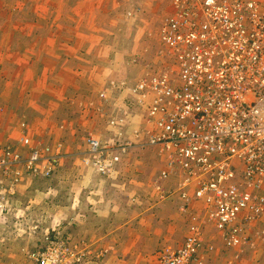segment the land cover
<instances>
[{"label":"built area","instance_id":"obj_1","mask_svg":"<svg viewBox=\"0 0 264 264\" xmlns=\"http://www.w3.org/2000/svg\"><path fill=\"white\" fill-rule=\"evenodd\" d=\"M159 1L157 61L121 91L130 99L105 122L115 132L84 137L83 162L112 179L133 151L153 154L160 167L150 186L158 201L177 194L187 226L181 245L161 248L158 264H203L207 228L225 248L240 250L264 223V0ZM98 96L107 100L105 91ZM128 104L142 112L131 113ZM131 115L138 121L129 122ZM17 129L15 139L0 138L2 218L21 190L49 180L64 157L61 142L32 140L24 122ZM41 243L28 254L31 264L92 257L89 245L68 237L46 233Z\"/></svg>","mask_w":264,"mask_h":264},{"label":"rangeland","instance_id":"obj_2","mask_svg":"<svg viewBox=\"0 0 264 264\" xmlns=\"http://www.w3.org/2000/svg\"><path fill=\"white\" fill-rule=\"evenodd\" d=\"M103 2L97 4V7L91 3L93 10L100 12L92 11L91 13V10L87 11L78 2L8 0L11 15L19 12L20 5L24 6L23 13L20 10L19 15L25 14L24 27L30 26L32 29L25 41L41 43L42 62L39 61V65L45 63L40 66L45 70L43 87H47L48 90L58 84L56 86L60 90H56L57 88L55 90L65 102L64 108L60 110L61 116H56L54 123H62L69 119L74 129L71 125L73 133L70 136L73 139H70L71 142L68 144L61 139L63 132L55 134L49 126L46 134L31 133V114L25 112V109H32L31 105L23 108L19 103L21 97L18 96L20 90H23L20 94L22 95L28 94L30 89L21 87L19 81H16V85L15 82L12 86L9 84L13 98L9 99L7 110L4 105L0 104V135L5 137L9 128L15 131L18 125L24 122L27 134H30L32 140L40 143H62L64 157L59 163L63 161L64 163L60 168H56L49 180H35L21 190L13 210L4 218L0 217V236L5 238L4 246L10 255L7 264H31L28 254L42 244V237L46 233L58 235L61 239L68 237L72 243L84 242L89 245L92 257L81 264L113 263L114 254L110 248L113 244L107 240H105L106 243L102 242L103 227L98 228L97 225H93L90 231H93V234L87 236L85 241L81 236L86 226L84 228L81 223L75 226L74 231L67 226L71 220L70 215L75 214L81 219L83 214L91 212L92 215L100 217L98 215L101 210L96 206L89 211V207L93 204L112 205L113 208L120 209L119 203H123L126 209L118 210L120 211L118 220L120 219L122 223L120 228L125 231L136 230L140 235L146 236L147 234L146 224L148 223H145V220L142 223V216L139 214L144 212L141 209L148 205V201H145L147 194L145 191H139L132 196V199H129L123 186H126L125 184H128L127 181L131 178L134 181L138 180V185L141 183L138 187H143L148 175L156 173L157 168L160 167L154 155L135 150L123 159L120 167L121 175L124 173L123 177L119 175L112 179L100 178L91 167L83 162L82 141L88 134L108 138L115 132L111 128L108 129L105 122L108 116L119 115V107L126 104L123 103L124 101L130 99L126 92L121 91L132 86L145 67L155 65L157 61L156 32L162 21L160 11L163 2L159 0H107V3ZM132 67L139 69L135 76L134 72H131ZM109 77L116 78L121 83L117 82L119 83L117 85L109 83L110 86L104 88L107 100L100 101L96 94L98 86ZM47 94L49 95L50 92L48 91ZM118 96L121 97V101L122 99L124 101L118 103L116 100ZM48 98L41 102H48ZM30 101L32 102V99ZM128 105L131 110L133 109L131 113L135 115L140 113V109ZM6 111L11 120L4 122L1 117ZM132 121H138V118L129 117V122ZM135 175L143 177L138 178ZM152 202L156 203V200ZM136 207L139 209L136 214L138 218L135 215V220L131 222L132 226H129L125 220L130 217L128 209ZM160 210L162 212V209ZM159 217L164 222V216L159 214ZM95 219L92 220L93 224H95ZM181 226L179 228L183 230ZM52 228L56 229L55 232H52ZM258 228L260 230L262 228L261 231L264 232V226ZM107 230L113 229L109 226ZM207 230L206 233L212 237L215 235L210 229ZM255 238L256 236L252 238V241ZM220 244L223 246L221 242ZM104 245L108 247L106 257L97 262L98 260L94 257L100 250L106 248ZM147 245L146 243L145 247H142V250L146 249L144 253L149 250ZM242 251L243 248L239 252ZM155 253L148 252L152 259L148 260L150 263L147 262V264H158L156 257L154 258Z\"/></svg>","mask_w":264,"mask_h":264},{"label":"crops","instance_id":"obj_3","mask_svg":"<svg viewBox=\"0 0 264 264\" xmlns=\"http://www.w3.org/2000/svg\"><path fill=\"white\" fill-rule=\"evenodd\" d=\"M68 1L78 2L82 4L83 8L87 9V11L91 10V13H100L93 10V6H90L91 3H93L96 7L97 4L102 3L103 1V3H107V0H64V2ZM8 4V0H0V104L4 105L6 110L9 109L7 106L9 105V99L13 98L11 95L12 90L9 88V84L12 86V83L15 82L16 85V81H19L21 87H23L24 89H30L28 94L26 93L20 95L23 90H20L19 93H17L18 96L21 97L19 103L22 104L23 108L30 107L31 105V110L25 109V112L27 114L28 112L31 114V133L34 132L38 135L43 132L44 134H46L47 127L49 126L51 127L50 129L55 132V134L63 132L64 138L62 137L61 139H64L66 141V144H68L73 139H71L72 136H70L73 133V124L69 119L62 121V123H54V119L56 118V116H61L60 110L61 108H64L65 102L63 98L60 97L59 92L56 91L60 90L58 86H56L58 84H56L53 88H48V90L47 87H43V83L45 81V79H43L45 70H43L40 66H42L43 64L45 65V63H41V65H39V61L42 62V57L40 56L41 43H27V41H25L27 34L32 29H30V26L24 27L25 14L19 15L20 10L23 13L24 6L20 5L19 12L15 15H11V7H8ZM113 57L115 59V55ZM131 72H134L135 76L138 74L139 69L137 67H132ZM58 82H60L59 79ZM117 82L119 81L116 78L109 77L108 79H106L105 82L101 83L98 86L96 93L97 97L99 93L103 92L104 88L109 87L111 83L113 85L121 83ZM61 87L64 88V86ZM55 88L57 89L55 90ZM48 91L50 92L49 95L47 94ZM65 91H67V88H65ZM121 96H123V93H121ZM47 98L48 102H41L43 100H46ZM31 99L32 102L30 101ZM29 101L31 103H29ZM117 102L122 101L121 99H118ZM7 113L8 111H6V113L4 112L3 116L1 117L3 118L4 122L11 120V118L8 117L9 115ZM63 113L65 114V110L63 111ZM7 131L9 133L7 132L5 137L3 135H0L1 140L15 139L19 132L18 129L13 131L11 130V128H9ZM67 153H69V151ZM63 163L64 161L59 163L57 169L60 168L61 164ZM123 175L124 173L122 175L120 173L119 177H123ZM136 177L141 178L143 176L137 175ZM152 177L153 174L148 175V178L144 182L143 187H138L141 183L138 185V180L134 181L131 180V178L127 181L128 184H125L126 186H123L124 192L127 194L126 196H129V199H132V196L137 194V192L139 191H145V193L147 194L145 197V201H148V205L146 206V208L141 209L144 210V212L139 213L142 216V223L144 222V220L145 223H148L146 224V236L140 235L136 230L132 231V229H129V231H125L120 228V225L122 223L121 221H119L120 219L118 220V215L120 214V211L118 210L126 209L123 203H119L121 205L120 209H115V207L113 208L112 205L93 204L91 207H89V211L93 210L94 206H96L101 210L98 215L100 217L92 215L91 212H88V215L83 214V217L81 219L80 217H76L75 214L70 215L71 220L67 226H69V228H71L73 231L75 229V226H79L81 223L84 228L86 226L85 230L83 231L84 233L81 236L83 238L82 240L85 241L87 236H91V233L93 234V231L90 232L93 225H97L98 228L103 227L104 230L101 237L103 238L102 242L106 243L105 240H107L113 244V247L110 246L114 254L113 263L111 264H147L148 260L152 259L148 252H156L154 258L156 257V260L158 262V252L161 250V248L169 245L173 247H178L179 245H181L182 240L187 232V226L184 222V216L179 208V201L176 199L177 194L173 195L166 201H158L159 193H157V191L154 190L152 186H150ZM91 181H93V179H91ZM132 185L134 186L132 187ZM129 199L128 202L130 203ZM153 200H156V203H153ZM126 206L129 205L126 204ZM191 208L193 209V211L198 213L201 211V207L197 203L192 204ZM160 209H162V212ZM116 210L118 211L117 213L115 212ZM128 210V215L130 217L125 220H127L126 222L129 223V226H132L131 222L135 220L134 217L138 213L139 209L138 207H136L134 209ZM159 214L164 216V222L161 221V217H159ZM93 218H96L94 220L95 224H93L92 222ZM136 218H138V216ZM180 225H182L181 227H183V230L179 228ZM109 226H111L113 230H107V227L109 228ZM263 226L264 223H261L256 225L252 229L257 232L256 235H252L253 237L256 236V238L255 240L253 239V241L250 242V245L244 247L242 252H239V249L224 248L220 244V240L218 239V235L216 233L215 235L213 234V237L212 235L206 233L200 252L201 256L204 257L203 264H264V232L261 231L263 230L262 228L261 230L260 228H258ZM207 229H210V231L212 232L211 228ZM207 231L208 230H205V232ZM98 234L100 235L99 232ZM4 242L5 238L3 239V237L0 236L1 264H7L8 260L10 259L8 250L5 249ZM87 243L89 242L87 241ZM146 243L148 244L147 246L149 247V250L147 253H144L146 249L144 248L142 250V247L146 245ZM104 246H106V248L103 247L104 250H102L106 253V249H108V247L107 245Z\"/></svg>","mask_w":264,"mask_h":264}]
</instances>
